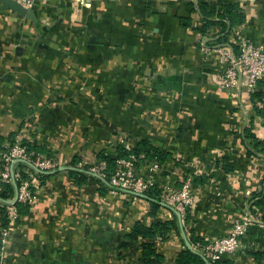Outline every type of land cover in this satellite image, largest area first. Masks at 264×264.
I'll list each match as a JSON object with an SVG mask.
<instances>
[{"label":"crops","instance_id":"obj_1","mask_svg":"<svg viewBox=\"0 0 264 264\" xmlns=\"http://www.w3.org/2000/svg\"><path fill=\"white\" fill-rule=\"evenodd\" d=\"M229 1L244 20L227 43L214 44L216 26L197 31L198 0H39L32 17L0 0L1 138L22 129L60 166L73 157L95 163L97 152L114 153L120 138L134 145L147 138L169 152L158 183L194 170L205 176L193 185L187 219L178 220L183 229L156 242L161 264H175L190 231L202 242L215 240L242 214L253 221L227 258L264 264V203L251 204L264 188V157L247 155L243 143L245 128L264 140V125L243 83H219L222 50L236 52L238 36L264 46V0ZM48 85L95 88L56 92L61 102L47 105L55 97ZM256 89L264 106V78ZM223 157L231 171L220 168ZM35 187L30 213L13 224L8 264H143L139 240L126 234L135 221L173 217L163 205L151 216L149 202L131 192L100 195L94 179L77 186L67 169Z\"/></svg>","mask_w":264,"mask_h":264},{"label":"built area","instance_id":"obj_2","mask_svg":"<svg viewBox=\"0 0 264 264\" xmlns=\"http://www.w3.org/2000/svg\"><path fill=\"white\" fill-rule=\"evenodd\" d=\"M20 5L34 10L39 0H15ZM235 53L230 50H222L226 58V65L223 69L219 83L224 88H236L243 83L246 90L253 92L256 89L257 81L264 78V46L253 43L245 36H238L234 41ZM24 139H29L21 130L15 132L12 140L6 141L0 147V182H13L19 178V171L23 170L26 178H19L20 185L17 188V199L22 202H31L34 199L32 186L38 185L40 180L34 174L36 169H54L60 166L56 156H50L46 153L28 152ZM30 140V139H29ZM120 143L126 146L133 144L125 143L123 138L119 139ZM142 157V155H140ZM135 154L128 157L116 159V166L106 182L111 187V191L124 190L126 192L144 193L146 190L158 184L159 198L163 206L175 210L181 218L189 212L193 204V184L192 176L201 172L194 170L187 173L178 185L175 182L163 180L158 183L157 178L161 169V164L157 160H146ZM24 165L20 167L18 162ZM78 166H82L79 162ZM89 170L99 176L102 180L105 178V161L99 160L89 165ZM120 192V191H119ZM7 212L11 218V225L7 228L10 230L16 217V209L13 203H8ZM253 221L248 214H242L236 218L228 234L205 243L194 242L190 248L200 254H203L209 260H215L220 257L234 255L241 247L240 236L248 224ZM7 231V229L2 228Z\"/></svg>","mask_w":264,"mask_h":264},{"label":"trees","instance_id":"obj_3","mask_svg":"<svg viewBox=\"0 0 264 264\" xmlns=\"http://www.w3.org/2000/svg\"><path fill=\"white\" fill-rule=\"evenodd\" d=\"M197 10L199 11L201 23L197 27V31L201 34H205L206 30L211 26H216L217 31L213 37L212 43L214 44H225L227 43V36L232 27L241 23L244 20V15L242 10L239 8L236 2H231L229 0H215L206 1L198 0ZM180 22V21H179ZM181 24L189 23L187 21H181ZM229 44V43H228ZM230 46L232 44H229ZM235 49V46L233 47ZM235 53V52H234ZM263 79V78H262ZM262 79L258 80L260 82ZM262 93L255 89L250 93V99L252 102L253 110L255 114L261 117V123L264 125V106L261 104ZM15 133H10L6 137H0V147L8 140H12ZM245 139V140H244ZM28 152L43 153V146L35 144L29 139H24L23 142ZM243 143L245 145L247 155L261 154L264 157V140L257 138L253 133L249 132L248 129L244 130ZM131 154L140 156L146 160H157L160 164L164 162L169 157V152L154 146L150 143L147 138H141L138 142L132 146H126V144L118 143L115 146L114 153H108L106 149H101L97 152V160L105 161V178L102 180L99 176L89 170V165L78 166L79 159L73 157L69 161L67 168L68 174L73 178L74 183L77 186H82L86 184L90 179H94L98 183V193L104 195L111 187L108 185L106 180L114 171L116 166V159L122 157H128ZM224 163L221 165V169L225 172L231 171L233 169L232 165L223 157ZM20 167H23L22 162H18ZM58 166L54 169H36L33 170L34 174L38 177L40 182H44L46 178L57 171ZM19 178H26L27 174L23 171H19ZM16 178L13 182H0V226L7 229L11 225V218L7 212L8 201L14 197L15 188L20 185V179ZM106 179V180H105ZM205 181V176L202 174L192 176V184H203ZM180 181L175 182L178 185ZM36 187L32 186L31 189L34 190ZM120 192H126L124 190H119ZM130 192V191H128ZM132 194L140 195V193L131 192ZM159 186L155 184L148 190H146L142 197H144L150 205L149 213L151 216H155L159 207L162 205L159 198ZM141 196V195H140ZM252 199L254 197H251ZM264 203V188L262 191L258 192L257 198L254 199L251 204L253 206L261 205ZM16 209V217L13 219L14 223L20 221V216L27 215L30 213V208L32 206L31 202H22L18 199L13 203ZM172 212L171 220H161L153 221L150 224H144L140 221H135L132 225L130 231L126 234V238L130 240H139L140 247V260L143 264H161L163 261V256L157 252L155 245L157 241L164 240L167 237L168 232L173 229L175 232H180L183 229L181 224H178L179 215H177L175 210L170 209ZM188 217V212L185 213L181 219L186 220ZM188 245L194 242H202V240L195 236L192 231L189 232L187 238H184ZM175 264H232V260L226 257H220L215 260L207 259L203 254H200L190 248V246H184L183 249L178 251L174 258Z\"/></svg>","mask_w":264,"mask_h":264},{"label":"rangeland","instance_id":"obj_4","mask_svg":"<svg viewBox=\"0 0 264 264\" xmlns=\"http://www.w3.org/2000/svg\"><path fill=\"white\" fill-rule=\"evenodd\" d=\"M48 92L50 91V94L55 95V97H53L52 99H47L46 104L50 105L52 103V105L56 104V102L60 103V100H57L56 98V92L62 94L64 91V95L69 93H78L79 94H89L88 92H92L93 88H95V86H85V85H78V86H64V85H48V86H43ZM52 100V101H51ZM51 101V102H50ZM45 103V101L43 102ZM83 165H89V164H85L82 163ZM15 227L13 226L12 228H10L9 233H7V231L3 230L0 227V264H8V260L11 256L12 252V235L14 234L15 231ZM85 262L82 263H71V264H84ZM38 264H50V262H45V261H41L38 262ZM53 264H66V263H62V261L59 262H54Z\"/></svg>","mask_w":264,"mask_h":264},{"label":"water","instance_id":"obj_5","mask_svg":"<svg viewBox=\"0 0 264 264\" xmlns=\"http://www.w3.org/2000/svg\"><path fill=\"white\" fill-rule=\"evenodd\" d=\"M3 1V7L4 8H11L13 10H16L18 12H21L25 15H27L28 17H32L34 16V10L31 8H26L22 5H20L19 3H17L15 0H2ZM68 166H58L57 170H62V169H67ZM141 196H143V194L140 193ZM18 194H17V188H15V194L14 197L12 199H10L8 202L9 203H14L17 200ZM178 215V213H176ZM186 246L189 247L188 243L185 242Z\"/></svg>","mask_w":264,"mask_h":264}]
</instances>
